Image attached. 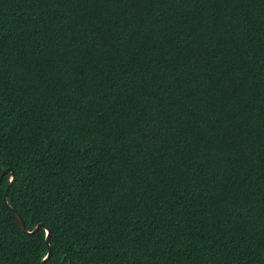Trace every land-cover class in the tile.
Wrapping results in <instances>:
<instances>
[{
  "label": "trees",
  "instance_id": "obj_1",
  "mask_svg": "<svg viewBox=\"0 0 264 264\" xmlns=\"http://www.w3.org/2000/svg\"><path fill=\"white\" fill-rule=\"evenodd\" d=\"M0 177V264H264V0H0Z\"/></svg>",
  "mask_w": 264,
  "mask_h": 264
},
{
  "label": "water",
  "instance_id": "obj_2",
  "mask_svg": "<svg viewBox=\"0 0 264 264\" xmlns=\"http://www.w3.org/2000/svg\"><path fill=\"white\" fill-rule=\"evenodd\" d=\"M6 173V172H5ZM14 180V174L13 173H10V184L13 182ZM1 181H2V177H0V185H1ZM8 191H9V188L7 189L6 193H5V196H4V202L6 204V206L8 208H10L14 213L15 215L17 216V218L19 219L20 223H21V227H22V230L24 233H27V234H35L37 233L40 228H44V226L42 224L38 225L32 232L28 231L26 225H25V222L22 218V216L18 213V211L16 209H14L8 202ZM50 232V230L47 229V234ZM47 245H48V249H49V252H48V255L46 256V258L42 261L41 264H45L49 259H50V256H51V253H52V248H51V245H50V239L48 238V235H47Z\"/></svg>",
  "mask_w": 264,
  "mask_h": 264
},
{
  "label": "snow or ice",
  "instance_id": "obj_3",
  "mask_svg": "<svg viewBox=\"0 0 264 264\" xmlns=\"http://www.w3.org/2000/svg\"><path fill=\"white\" fill-rule=\"evenodd\" d=\"M47 235H48V238L51 239V233L49 232Z\"/></svg>",
  "mask_w": 264,
  "mask_h": 264
}]
</instances>
